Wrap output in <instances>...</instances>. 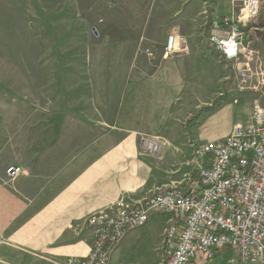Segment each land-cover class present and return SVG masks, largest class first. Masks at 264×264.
Here are the masks:
<instances>
[{
    "label": "rangeland",
    "instance_id": "obj_1",
    "mask_svg": "<svg viewBox=\"0 0 264 264\" xmlns=\"http://www.w3.org/2000/svg\"><path fill=\"white\" fill-rule=\"evenodd\" d=\"M242 2L236 0L237 5ZM263 2L261 0V7ZM154 3L155 0H0V174L5 175V185L13 183L24 172L25 165L19 164L24 167L23 172L14 179L7 176V168L18 165L15 164L17 159L31 163L32 156L48 149L79 147L82 155L94 152L99 157L105 147L115 151L129 145L128 155L122 162L129 164L130 168L135 166L139 157L161 159L165 152L172 155L173 151H189L191 156L196 144L206 143H196L189 138L191 130L199 128L197 115L201 110L195 107L202 102L206 113L216 106L229 104L234 118L237 115L248 117L247 121L238 124H249L255 110L264 114V36H261L264 31L254 29L262 23L258 20L261 14L258 18L243 16L245 24L236 25L244 35L241 41L248 47L247 53L256 55L251 69L258 68L260 78L252 79L253 88L238 92V68L243 63L238 58L222 55L218 44L209 43L208 71L203 74L206 91L203 94L192 92L191 101L187 102L189 94L181 92L188 80V76H184L186 62H177L176 78L168 79L162 77L161 72L156 73L158 66L173 56L190 54L187 44L180 41L177 33L169 34H175L178 51L165 55L162 47L160 60L155 63L158 55H148L144 46L131 43L115 44L113 48L108 46V15H113L112 21L118 26L159 27L157 19L148 23V19H152ZM209 4L200 14L204 26L214 22L209 20ZM147 6L149 9L143 12ZM200 27L202 25L197 24L194 35H198ZM150 38L156 41V31ZM131 55L133 58H128ZM136 55H142L146 61H137ZM195 80L200 77L196 78L193 73L190 81L194 83ZM175 83L176 111L172 109V102L170 109L169 104L160 102L162 97H168L160 93V88L165 86L167 93L170 89L168 94L172 98ZM144 86L149 92L138 94V87L142 89ZM143 97L148 101L142 100ZM165 118H169V124L161 125ZM67 133L78 134L79 146L72 141L62 142L57 137ZM169 133L180 134L189 140L168 141ZM154 145H158V149H154ZM190 158L178 171L184 177L183 181L174 182L168 188L187 183ZM35 169L41 171L39 166ZM133 175L130 172V176ZM120 200L124 199L107 203L90 213L86 225L89 218L105 214ZM166 217V227L157 229L151 227L153 223L150 222L134 229L140 235H150L152 249L135 242L124 247L117 257L123 237L117 244L109 245L107 264L114 256L121 264H159L167 255L163 245L168 227V215ZM96 240L94 234L90 251ZM74 260L66 264H74Z\"/></svg>",
    "mask_w": 264,
    "mask_h": 264
},
{
    "label": "crops",
    "instance_id": "obj_2",
    "mask_svg": "<svg viewBox=\"0 0 264 264\" xmlns=\"http://www.w3.org/2000/svg\"><path fill=\"white\" fill-rule=\"evenodd\" d=\"M208 3L211 8L209 20L212 21L232 14L237 5L236 0H155L151 10L152 19H148V23L151 24L153 19H157L156 22L160 23L159 27L147 25L134 28L130 24L118 26L112 21L113 15H108V46L113 48L115 44L131 43L139 47L144 46L145 53H147L145 47L150 48L152 53H147L148 55L154 53L158 55L155 63L160 60L159 55H162L161 49L162 47L164 49L168 34L177 33L180 41L187 44L190 54L173 56L162 66H158L156 73L161 72L164 78H176L177 62H186L184 76H188V80L182 91L180 88L179 91L189 94V99L186 100L189 102L192 92L203 94L206 91L207 82L203 74L208 71V44L215 43L216 40L223 39L229 34V30L225 28L214 29L212 24L210 28L206 24L204 26L200 14ZM148 9L147 6L142 10L146 12ZM262 10L263 14L261 13L258 18L262 23L254 27L261 32L264 31V2ZM199 23L203 28L200 27L198 35H194ZM154 31L158 35L155 42L150 40ZM253 33L256 34L254 31ZM261 36L264 34L262 33ZM212 37H215V40H212ZM130 57L133 58L132 55L128 58ZM135 58L139 62L146 61L142 55H136ZM126 61L129 62V59ZM192 72L196 78L200 77V80L192 83L190 81L193 77ZM140 88L138 87V94L149 92L145 86ZM166 90L165 86L160 88L161 94L168 95L167 98L162 97L160 102L169 104L168 109L172 102V109L175 110L178 101L176 83L172 91L175 95L172 98L169 96L171 90L168 89L169 94ZM142 100L148 101V98L143 97ZM203 105V102L196 104L195 108L201 110L197 115L199 128L191 130L189 136L196 143L221 139L230 133L236 123L248 119L244 115H237L234 118L229 104L216 106L210 113L204 112ZM168 119L165 118L160 124H169ZM167 136L168 141L189 140L177 133H169ZM57 137L62 142L72 141L78 144L79 136L76 133L58 134ZM105 148L106 150L101 152L99 157L94 152L82 155L78 147L48 149L45 153L42 151L40 155L37 153L32 156L31 163L17 159L15 164L25 165L24 172L9 185L4 184L5 175L0 174L1 264H66L73 258L88 254L94 241L93 231L85 223L90 213L121 198L140 199L151 190L166 189L174 182L183 181L184 177L178 171L191 157L189 151H173L172 155L165 152L161 159L139 157L134 162L135 166L130 168L129 164L122 162L128 155L129 145L121 146L123 150L114 151L112 148ZM190 154L192 155V152ZM38 166L41 168L39 172L35 169ZM130 172L134 175L130 176ZM150 222L153 223L151 227L157 229L166 227L167 217L158 214ZM149 239V234L140 235L134 229L128 231L120 245V251L117 252V257L124 247L135 242L152 249L149 246ZM234 256L231 248L220 249L216 252L213 264H244L237 261L232 263ZM206 263L205 254L198 253L196 264ZM110 264L121 263L114 256Z\"/></svg>",
    "mask_w": 264,
    "mask_h": 264
},
{
    "label": "built area",
    "instance_id": "obj_3",
    "mask_svg": "<svg viewBox=\"0 0 264 264\" xmlns=\"http://www.w3.org/2000/svg\"><path fill=\"white\" fill-rule=\"evenodd\" d=\"M236 6L232 14L214 20L212 27L228 29L231 34L215 43L222 55L243 63L238 68L237 88L244 93L253 88L252 79H259L260 72L251 69L256 55L247 53L241 41L244 35L236 25L245 24L243 16L258 18L262 7L261 0H243ZM232 44L236 51L230 55ZM145 51L152 53L150 48ZM177 51L176 36L171 33L164 52ZM190 159L184 185L151 191L134 202L120 200L105 214L89 218L87 226L97 240L90 253L75 258L74 264H107L110 244H117L129 230L147 225L158 214L168 215L163 237L167 255L159 264H196L198 253L205 254L206 264H213L216 252L227 247L235 254L232 263L264 264L263 112L255 110L249 124L237 123L221 139L196 144ZM6 172L14 179L23 168L11 165Z\"/></svg>",
    "mask_w": 264,
    "mask_h": 264
},
{
    "label": "clouds",
    "instance_id": "obj_4",
    "mask_svg": "<svg viewBox=\"0 0 264 264\" xmlns=\"http://www.w3.org/2000/svg\"><path fill=\"white\" fill-rule=\"evenodd\" d=\"M228 51H229L230 55L234 54L235 51H236V47L232 44V45L229 46Z\"/></svg>",
    "mask_w": 264,
    "mask_h": 264
},
{
    "label": "trees",
    "instance_id": "obj_5",
    "mask_svg": "<svg viewBox=\"0 0 264 264\" xmlns=\"http://www.w3.org/2000/svg\"><path fill=\"white\" fill-rule=\"evenodd\" d=\"M211 24H212L211 22H209V23L207 24L208 28H210Z\"/></svg>",
    "mask_w": 264,
    "mask_h": 264
}]
</instances>
